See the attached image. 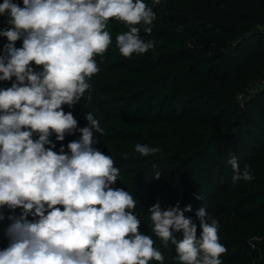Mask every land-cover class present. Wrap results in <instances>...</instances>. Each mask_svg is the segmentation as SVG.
<instances>
[{"label": "clouds", "instance_id": "clouds-1", "mask_svg": "<svg viewBox=\"0 0 264 264\" xmlns=\"http://www.w3.org/2000/svg\"><path fill=\"white\" fill-rule=\"evenodd\" d=\"M0 15L8 25L0 28V37L7 38L0 81H12L0 87V209H20L8 216L0 264H164L153 238L139 229L141 220L132 211L137 201L114 187L118 167L94 147V133L104 131L99 121L88 112V124L78 128L62 107L76 104L90 88L99 71L95 57L112 43L110 18L127 26L115 42L129 57L155 47L153 39L141 37L139 25L151 33L156 12L145 0H22V5L2 0ZM74 131L80 135L67 144L68 151L63 144L55 151L50 136L63 141ZM135 151L147 156L159 146L136 143ZM227 163L233 182L255 178L235 155ZM191 208L155 202L148 208L152 232L165 248L174 246L178 264H221L226 247L217 221L203 206L195 220L186 216Z\"/></svg>", "mask_w": 264, "mask_h": 264}, {"label": "trees", "instance_id": "trees-1", "mask_svg": "<svg viewBox=\"0 0 264 264\" xmlns=\"http://www.w3.org/2000/svg\"><path fill=\"white\" fill-rule=\"evenodd\" d=\"M196 1L167 0L156 10L153 0H145L157 15L151 33L139 25L140 35L153 39L155 47L129 57L120 54L115 42L127 26L110 18L112 43L95 57L99 71L89 80L90 88L76 104L62 107L72 112L78 128L88 124V112L99 121L104 131L94 133V147L118 167L114 187L148 202L162 185V208L177 201L181 208L191 204L185 215L194 220L203 206L217 221L219 241L226 247L221 264H264V0H243L255 11L231 0L222 16L194 19L186 10ZM15 2L22 5V0ZM4 27L7 16L0 15ZM6 42L0 37V51ZM15 45L20 47L22 40ZM33 67L40 68L34 62ZM11 82L0 81V87ZM79 135L66 133L56 141L53 133L50 139L55 151L61 144L68 151L67 144ZM136 143L159 146V151L141 155ZM233 155L241 169L249 166L253 180L232 181L227 161ZM19 211L0 209V248L8 243L9 214ZM139 219L140 231L153 238L164 264H178L172 259L174 246L165 248L151 220Z\"/></svg>", "mask_w": 264, "mask_h": 264}, {"label": "rangeland", "instance_id": "rangeland-1", "mask_svg": "<svg viewBox=\"0 0 264 264\" xmlns=\"http://www.w3.org/2000/svg\"><path fill=\"white\" fill-rule=\"evenodd\" d=\"M167 0H153L152 6L157 10L161 5L165 4ZM231 0H197L195 5L188 8L186 10V13L193 17L194 19H197V16H203V17H216L223 14V11L229 7ZM240 6L248 11H255L256 7L255 5L251 3L244 2L243 0H238ZM160 190H156L155 193L150 194V199L148 202L142 201L138 197H133L136 201V207L132 210L139 218L147 217L150 219V213L148 212V208H150L155 202L160 201L161 195L163 192V186L159 185L158 187ZM152 198V199H151ZM164 204L161 203V207H163Z\"/></svg>", "mask_w": 264, "mask_h": 264}, {"label": "built area", "instance_id": "built-area-1", "mask_svg": "<svg viewBox=\"0 0 264 264\" xmlns=\"http://www.w3.org/2000/svg\"><path fill=\"white\" fill-rule=\"evenodd\" d=\"M261 85H262L261 82L258 83V86H261ZM250 91H251V89H250ZM243 99H244V95H243V94H240V95H239V100H240L241 103L243 102Z\"/></svg>", "mask_w": 264, "mask_h": 264}]
</instances>
